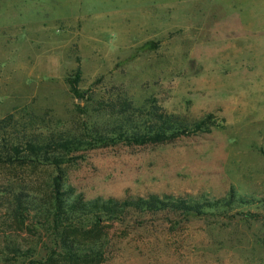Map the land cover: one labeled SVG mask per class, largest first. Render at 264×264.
<instances>
[{"label":"rangeland","instance_id":"obj_1","mask_svg":"<svg viewBox=\"0 0 264 264\" xmlns=\"http://www.w3.org/2000/svg\"><path fill=\"white\" fill-rule=\"evenodd\" d=\"M0 264H264V0H0Z\"/></svg>","mask_w":264,"mask_h":264},{"label":"trees","instance_id":"obj_2","mask_svg":"<svg viewBox=\"0 0 264 264\" xmlns=\"http://www.w3.org/2000/svg\"><path fill=\"white\" fill-rule=\"evenodd\" d=\"M179 125L181 127V130H176L174 132V134H179L181 132H184V130H186V128H187L186 126H184L182 124H179ZM205 126H206V122H204V121L199 122L196 125V130L200 131ZM165 127L166 126L164 123L158 129V131H156L154 134H152V133L155 130H151V131L149 130L147 132V134L141 135V137L135 134V135H131V136L128 135L129 137H127V138H129V139L147 138L153 142H162V141H165L166 139L169 138L167 136L168 131L166 130ZM124 135L127 136V134H124ZM41 149H42L41 146L39 148H35V149L33 148L31 150V152H32V154L37 156V152L41 151ZM16 151L19 155L22 154L20 149H18ZM26 158H28V157H25L22 155L19 156V159L27 160ZM8 159L11 160L12 158H8ZM157 204H159L162 207L169 205L168 208L171 209L172 211H175V212L182 211L184 213H189V212H193V211L200 212L199 210L201 208H203L202 205H197V204L193 205V204H191L185 200H178V201H173L172 203H169V202L165 203L163 201H160L159 199H153V201H151V202L142 201V203L137 204V208L146 209V210H150V211H152L154 209L155 210L161 209L162 207H157ZM70 206H71V209H73L72 211H75V212H77L79 210V207H80L82 211H85V216L87 215V212L92 213L93 214V220H94L93 222L100 223L101 220L103 219V216L106 214H110V213L113 214L110 217L111 219H113L114 216L117 219L118 216L122 213L121 210H122V206H124V205L119 203V202H116L114 200H109L108 202L96 201L94 203H87L84 205L83 204L81 205V203L78 202V203H73ZM25 208H26V205H24L22 197L18 196L16 198L15 213H16V217L18 218L19 222H22L23 211H26L28 209V208L27 209H25ZM52 208H53V205H51L49 207L50 210H52ZM54 208H55V212H60L63 209L59 202H57L54 205ZM54 223L56 226L55 229H57V231H58L56 238L61 243V246H60L61 249L59 252H57V251L53 252L50 255L51 258L49 261H52L53 254H55L58 258L65 260L66 262H69V263L88 262V261H92L94 259H98L102 256V252H99V250H96L91 245L90 246L86 245L81 250L77 248L79 241L76 238V236H77L76 234L77 233L89 234L86 229H84L83 227H60L59 221H57V220H55ZM91 228H92L91 233H96L100 227H91ZM6 248H7V251L4 253L8 257L16 258V260L21 258V257L30 255L29 251H26V253H23L21 247L12 245L11 241L7 242Z\"/></svg>","mask_w":264,"mask_h":264}]
</instances>
